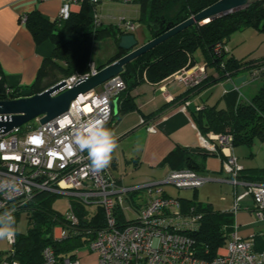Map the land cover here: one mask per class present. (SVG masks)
Listing matches in <instances>:
<instances>
[{"label": "built area", "instance_id": "built-area-1", "mask_svg": "<svg viewBox=\"0 0 264 264\" xmlns=\"http://www.w3.org/2000/svg\"><path fill=\"white\" fill-rule=\"evenodd\" d=\"M81 1L63 0L57 18L66 19L71 12V4H80ZM90 1L95 5L98 2ZM119 1L130 3L133 0ZM24 19L25 17L21 20L24 22ZM93 19L95 25H100L96 9ZM116 25L126 34L134 30V23L127 19H119ZM212 51L219 56L228 50L225 45L216 43ZM97 71L96 66L90 62L87 73L64 78L65 85L60 91L71 88L78 79L94 75ZM250 73L252 79L263 76L264 64L255 66ZM207 78V64L196 61L192 64L187 62L161 81L164 85H181L192 89ZM124 88V81L117 75L94 90L79 95L70 102L65 112L44 124L39 123V117H36L30 127L23 128L21 125L8 132L0 127V179H19L29 189L14 197L0 192V212L15 207V216L25 201L40 191L72 196L84 205L99 206L104 215V227L87 244V249L97 255L95 264H264L262 254L253 250V238L240 237L235 229L212 259L198 256L196 242L191 234L200 227L201 213L193 208L182 212L179 200L164 195L163 191L164 185H171L176 189L199 188L206 179L195 171L187 168L173 169L159 181L127 187L119 184L107 167L101 171L91 169L87 153L80 152L74 144V132L85 121L103 119L105 124L109 123L113 110L112 100ZM2 96L4 97L0 100L18 99L26 95L23 88L4 85ZM8 120H11V114H0V122ZM141 123L144 120L141 119ZM147 130L154 132L155 127L149 125ZM199 142L201 149L206 152L219 151L223 156L222 169L231 176L233 183H240L237 178L242 168L230 151L231 136L208 133L206 136L200 135ZM241 184L245 185L246 190L235 195L230 212L234 214L239 201L250 196L257 216L264 220V183ZM140 190H143L142 199L136 201L133 197L132 201L130 195ZM127 206L136 212L133 219H126L124 216L123 211ZM118 212L128 221L123 227H117ZM64 217L73 224L78 222L71 202ZM59 228L57 232L55 229L53 231L54 240L66 236L65 230L60 226ZM15 240L16 236L12 241L4 240L6 247L0 249V252L7 257L0 260V264H21L9 258L13 253L11 247ZM41 264L80 262L77 257L58 259L53 249L46 247L42 251Z\"/></svg>", "mask_w": 264, "mask_h": 264}, {"label": "trees", "instance_id": "trees-1", "mask_svg": "<svg viewBox=\"0 0 264 264\" xmlns=\"http://www.w3.org/2000/svg\"><path fill=\"white\" fill-rule=\"evenodd\" d=\"M133 1L139 6L137 21L153 32H159L166 23L183 21L218 0ZM95 9L96 5L90 0H82L80 10L76 13L70 12L64 20H50L37 11L25 16L23 23L34 41H48L53 47L50 55L43 60L35 82L23 88L24 95L41 92L44 88L40 86V82L44 78H50L48 86H51L60 79L87 73L93 42L111 38L118 43L120 36L125 32L117 25H95ZM245 27L264 31V0H253L245 9L213 19L204 25L189 26L124 65L119 76L124 81L125 88L116 96L120 107L115 116H111L106 127L110 129L115 117L135 107L130 91L143 78L151 83H158L185 66L187 62H196L194 55L197 52L204 55L207 66L215 69L217 77H209L189 91L233 78L264 64V57L237 60L230 56L228 51L219 56L213 53V45L221 43L226 46L229 36ZM124 54V51L119 50L109 58L108 63ZM102 67L104 65L96 68L99 70ZM3 90L4 84L1 80L0 98L4 97ZM223 100L224 108L204 107L193 116L199 132L204 136L208 133L230 135L232 148L250 147L255 140L264 141V81L250 97H240L236 91L230 89L224 94ZM207 154L202 149L190 151L177 147L164 158L163 163L169 165L172 170L187 168L197 171L203 167ZM243 173L244 170L239 172L240 178ZM256 174L262 176L264 171H257ZM56 196L58 195L45 191L36 192L16 213L15 219L21 212L25 214L26 229L16 235L15 243L11 247L13 253L9 258L21 264H41L42 251L46 247L52 248L58 259L73 258L74 251L87 246L96 232L104 227L103 211L99 206L90 213L84 204L75 199L70 202L78 222L73 224L67 221L64 214L52 207ZM134 196L135 194L130 195L132 201ZM186 202L189 208H193L202 216L199 229L191 234L196 242L198 256L212 259L232 232L233 218L230 213L216 211L207 204L194 200ZM126 223L128 221L118 212L117 227H123ZM59 226L65 230L66 236L54 240L53 229ZM6 257V254L0 252V260Z\"/></svg>", "mask_w": 264, "mask_h": 264}, {"label": "crops", "instance_id": "crops-1", "mask_svg": "<svg viewBox=\"0 0 264 264\" xmlns=\"http://www.w3.org/2000/svg\"><path fill=\"white\" fill-rule=\"evenodd\" d=\"M62 3L63 0H0V74L4 85L11 88L32 85L43 60L50 55L53 47L48 41L36 43L21 19L37 11L54 20ZM79 10V3L71 4L72 13ZM96 11L101 26H116L119 19L132 21L134 30L130 34L134 35L139 45L153 38L154 32L137 21L139 6L135 1L123 3L119 0H98ZM119 50L117 43L111 38L95 41L91 47L90 61L96 67L106 66L109 64V58ZM227 50L229 55L237 60H250L239 57L231 47ZM194 58L197 62H207L201 52H197ZM207 73L208 78L217 77L213 67L207 66ZM244 76L243 72L235 76L233 81H244ZM231 81L226 79L189 91L181 85H164L162 81L151 83L143 78L130 91L135 107L115 117L110 126L118 137V148L107 168L117 182L129 187L159 181L172 170L169 165L163 163L171 151L177 147L190 151L201 149L199 136L202 134L193 116L204 107L224 108L223 91L232 89L234 82ZM49 82L50 78H44L40 86L46 89L50 87ZM244 87L249 89V94L245 93L244 97H250L259 86L254 88L247 84ZM186 102L188 104H185ZM119 107L120 102L115 97L112 100L113 116ZM141 119L144 123H141ZM149 125L155 127L154 132L147 130ZM230 151L244 170L242 178H237L240 183H233L231 176L222 169L223 156L219 151L207 152L203 167L195 171L204 177L206 182L197 189L176 190L171 185H164V195L178 199L182 212L190 209L186 201L194 200L207 204L216 211L230 213L233 218L232 231L235 229L237 234L245 239L253 238L254 252L262 254L264 259V220L257 216L251 199L240 200L237 211L234 214L230 212L235 195L240 194V190L245 191V185L241 182L264 183V174H256L257 171H264V141L255 140L250 147H231ZM170 188L175 189L176 193H172ZM184 200L186 201L183 202ZM54 229L57 232L60 228ZM79 251L80 248L75 250L74 254L75 257L84 259L82 264L96 262L97 255L94 252L87 251L94 254L90 257L85 252L83 256H79Z\"/></svg>", "mask_w": 264, "mask_h": 264}, {"label": "water", "instance_id": "water-1", "mask_svg": "<svg viewBox=\"0 0 264 264\" xmlns=\"http://www.w3.org/2000/svg\"><path fill=\"white\" fill-rule=\"evenodd\" d=\"M251 1L253 0H218L183 21L166 23L159 32L153 33L152 39L141 45L138 44V40L133 34L121 35L117 47L125 54L99 69L94 75L78 79L71 88L60 91V88L65 85V81L60 79L41 92L18 99L0 100V114H11V120L0 122V127H3L4 132H8L36 117H39V123H46L65 112L70 102L79 95L86 94L110 78L119 75L124 65L164 40L189 26L204 25L213 19L245 9Z\"/></svg>", "mask_w": 264, "mask_h": 264}, {"label": "clouds", "instance_id": "clouds-1", "mask_svg": "<svg viewBox=\"0 0 264 264\" xmlns=\"http://www.w3.org/2000/svg\"><path fill=\"white\" fill-rule=\"evenodd\" d=\"M74 144L80 152L87 153L91 169L101 171L110 165L113 153L118 148V137L106 127L103 119H97L85 121L75 130ZM28 191L19 179H0V192L10 197ZM14 213L15 207L0 212V241H12L18 233L24 231L23 226L17 224Z\"/></svg>", "mask_w": 264, "mask_h": 264}, {"label": "rangeland", "instance_id": "rangeland-1", "mask_svg": "<svg viewBox=\"0 0 264 264\" xmlns=\"http://www.w3.org/2000/svg\"><path fill=\"white\" fill-rule=\"evenodd\" d=\"M228 46L226 45L227 49L228 47H231L232 50L239 56L242 58H248V59H258V58H262L264 57V31H259L257 29L251 28V27H245L241 30H237L235 32H233L229 38H228V42H227ZM224 52H222L223 54ZM245 74V78L244 81H238L235 83V81H233V78H227L229 80H232L231 82H234L232 85V89L234 91H236L239 95L243 96L245 95V93L249 94V89L247 90L244 85H251L252 87H258L260 86L263 81H264V77H256L254 79H252V75L250 73V71H246L244 72ZM226 80V79H225ZM244 87V88H243ZM251 87V88H252ZM236 89H239L238 91ZM224 93V91H223ZM249 96V95H248ZM34 124V121L31 120L28 123L23 124V128L26 127H30V125ZM172 189V188H170ZM244 190H246L245 188H243ZM174 190V191H173ZM178 190V189H176ZM175 189H172L171 192L176 193ZM243 190H240V194L243 193ZM143 196V191H139L137 193H135V200L139 201L141 199V197ZM245 198H250V196H246L244 198H242L241 200L245 199ZM71 199H75V197L72 196H66V195H58L56 196L55 200L53 201L52 207L57 210L58 212L65 214L68 210H69V202ZM77 199V198H76ZM252 201V199H251ZM253 201H252V206H253ZM86 208L88 209V211L90 213H93L96 209H97V205H85ZM74 212V210H73ZM124 216L126 217V219H133L136 216V212L130 208L129 206H127L124 211ZM75 215V213H74ZM76 216V215H75ZM104 216V215H103ZM16 222L18 225H22L24 230L26 229V217L24 213H20L19 216L16 218ZM105 223V220H104ZM6 247V244L4 241H0V249H4ZM87 246L81 247L80 251H79V256H83L84 252L86 253V255H90V257H92L94 254L96 255V253L92 254V253H88L87 252ZM80 264H82L81 262L84 259H80L78 258ZM96 263V262H95ZM94 263V264H95Z\"/></svg>", "mask_w": 264, "mask_h": 264}]
</instances>
